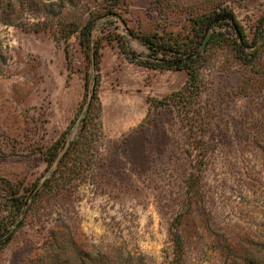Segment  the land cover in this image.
Instances as JSON below:
<instances>
[{
  "label": "rangeland",
  "instance_id": "374dc122",
  "mask_svg": "<svg viewBox=\"0 0 264 264\" xmlns=\"http://www.w3.org/2000/svg\"><path fill=\"white\" fill-rule=\"evenodd\" d=\"M89 2L101 14L91 35V45L98 41L101 46L98 95L104 138L97 167L87 166L85 179L73 183L77 197L71 204H49L35 212L29 199L16 212L22 225L0 251V264H45L50 256L44 241L55 224L77 229L83 240L96 243L124 238L160 264L171 256L168 226L180 220L188 235V264H221L198 208L185 207L184 180L204 130L211 144L205 174L210 228L219 222L253 225L264 220V31L245 47L247 52L259 49L254 66L239 61L232 44L211 40L213 30L208 31L199 43L206 56V87L188 116L181 102L157 107L148 100L180 88L185 71L130 62L113 36L121 35L129 50L146 59L149 48L130 30L187 42L193 34L191 17L205 5L224 2L252 39L264 0H125L121 15L109 13L103 0ZM0 38L7 47L0 70V177L23 193L35 182L40 185L48 148L77 116L67 137L75 136L94 76L78 34L68 41L70 69L65 43L49 31L0 25ZM9 211L0 198V215ZM191 211L195 217L188 216Z\"/></svg>",
  "mask_w": 264,
  "mask_h": 264
},
{
  "label": "trees",
  "instance_id": "16d2710c",
  "mask_svg": "<svg viewBox=\"0 0 264 264\" xmlns=\"http://www.w3.org/2000/svg\"><path fill=\"white\" fill-rule=\"evenodd\" d=\"M90 0H0V25H12L35 32L49 31L56 41H63L67 68L71 67L69 38L78 34V40L84 55L90 65L91 77L94 76L92 92L86 103L84 115L79 119V129L75 136L68 139L69 128L77 116L71 119L69 125L61 131L57 139L48 148L46 171L38 187L37 182L29 189L12 184L0 177L1 201L10 206V211L0 215V251L5 248L17 229L22 225L17 213L28 204L35 212L49 207V204L60 202L73 203L77 194L72 190L73 183L85 179L87 166H96L101 154L100 148L104 138L101 122V101L98 95L100 82L98 41L91 45L92 31L96 28L97 19L101 16L98 10L91 8ZM104 8L109 13L121 15L118 12L120 2L125 0H103ZM111 1V2H108ZM230 27V28H223ZM252 39H249L243 26L238 21L233 9L224 2L205 5L202 10L191 17L192 37L187 42H178L176 38L165 39L158 33H135L149 48V57L140 59L134 51L129 50L123 37L115 34L113 39L118 43L120 51L130 62H136L154 69L185 71L186 79L180 88L161 96L149 97L154 106L177 105L185 108L187 116L195 112L196 99L205 90L203 65L205 51L199 50V43L209 30H213L211 40L227 41L232 44L235 56L245 65L254 66L258 59V50L247 52L245 47L255 44L264 31V14L256 26ZM259 27V28H258ZM262 46H264V36ZM7 47L0 38V70L7 60ZM95 71L92 74V71ZM89 79L85 78V90L88 91ZM193 115V114H192ZM190 117L188 120L190 121ZM191 123V122H190ZM89 128L91 130L89 131ZM192 129V127H189ZM201 143L195 144L197 149L194 161L189 164L184 184L186 186L185 207L196 206L199 219L210 232L213 248L220 257L221 264H264V220L258 224L215 223L212 230L208 224L209 210L206 195V166L211 144L203 130ZM66 144L59 160L53 166L55 157L62 146ZM99 167V166H98ZM36 188V189H35ZM208 211V212H207ZM47 215L49 212H46ZM195 213L188 212V216ZM43 217H46L43 214ZM171 241V256L160 264H188V235L182 220L168 226ZM82 234L64 224H55L44 241L43 250L50 258L45 264H158L143 254L137 247L131 246L124 238L107 242H94L82 239ZM45 256V255H43Z\"/></svg>",
  "mask_w": 264,
  "mask_h": 264
},
{
  "label": "crops",
  "instance_id": "0c3cea01",
  "mask_svg": "<svg viewBox=\"0 0 264 264\" xmlns=\"http://www.w3.org/2000/svg\"><path fill=\"white\" fill-rule=\"evenodd\" d=\"M118 103H119V102H118ZM122 104H123L124 106H127V107L131 108V107H130L131 104H130V105H128V104L126 105V103H125L123 100H122ZM119 107L121 108V105H119ZM116 110L119 111V109H115V111H116Z\"/></svg>",
  "mask_w": 264,
  "mask_h": 264
},
{
  "label": "water",
  "instance_id": "95a60500",
  "mask_svg": "<svg viewBox=\"0 0 264 264\" xmlns=\"http://www.w3.org/2000/svg\"><path fill=\"white\" fill-rule=\"evenodd\" d=\"M208 38V36H206V39Z\"/></svg>",
  "mask_w": 264,
  "mask_h": 264
},
{
  "label": "bare ground",
  "instance_id": "6f19581e",
  "mask_svg": "<svg viewBox=\"0 0 264 264\" xmlns=\"http://www.w3.org/2000/svg\"><path fill=\"white\" fill-rule=\"evenodd\" d=\"M130 107H132V105H130Z\"/></svg>",
  "mask_w": 264,
  "mask_h": 264
}]
</instances>
